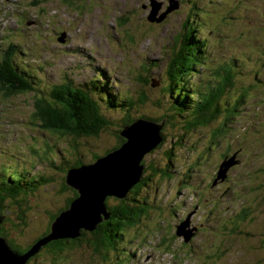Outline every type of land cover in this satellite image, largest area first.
<instances>
[{"label": "rangeland", "instance_id": "rangeland-1", "mask_svg": "<svg viewBox=\"0 0 264 264\" xmlns=\"http://www.w3.org/2000/svg\"><path fill=\"white\" fill-rule=\"evenodd\" d=\"M177 1L0 0V56L11 45H19L21 53L18 54L16 61H24L31 73H33L32 66H36L35 70L41 74L38 76L46 78L45 86L61 84L67 81V75L74 72L78 81H87L92 77L95 79L99 75L97 71L104 70L107 72L106 74L112 75V84L116 89L113 92L119 93L114 85L115 82H119L120 92L125 93L127 88L133 91L141 88L138 78H148L150 80L148 81L150 84L147 83L148 87H146L148 92L153 95L154 93L160 94L156 99V101H160L162 90L160 91L161 85L156 81V78L163 70H167L169 55L172 52V46H175L180 26L190 16L196 20V13L200 12L203 16L202 23H205L204 28H206L204 36L208 42L209 59L206 69H201L200 75L196 76L198 78L194 82L201 84L204 83L203 80L214 77L215 80H218L216 74L221 64L227 63L232 58L242 59L250 57L252 54H254L255 60L261 62L258 66L249 64V67L241 68L243 76L250 75L251 78L247 83L253 84L256 71L261 70L264 75V70H262V61L264 62V0H191V2L182 0L185 4L182 7L178 5ZM217 2L220 3L217 4ZM193 3H198V7L202 11L194 9ZM145 5L147 7L143 8L142 6ZM136 14L139 16L134 17ZM149 15H155L157 19L165 15V20L164 22H150L147 20ZM62 38L64 42L61 41ZM256 38L260 41H251ZM148 58L160 61L155 67V75H153L155 78L151 76V79L144 69L145 60ZM259 88L260 90L256 93L258 100H252L243 107L240 110L241 116H237L234 120V126L238 128V131L245 129V132H248L250 130V134L240 136L242 140L232 139L233 145L230 148L233 152L231 156L235 159L234 163L229 166L230 174L233 178L240 179V183L252 179L248 172L263 173L264 171V162L259 161L260 155L257 153L253 156L250 155L254 147H263L264 143V88L262 86ZM254 94H250L249 97ZM38 100L35 92H13L8 88V85L3 84L0 80V144L8 151L10 148L15 151L17 147V155L25 151L29 159L36 164V169H40V158L32 152L34 150L32 143L40 144L43 138L57 141L53 134L44 132L36 126L33 127L31 120H36L37 124L43 117L40 114V111H43L41 109L43 103H38ZM145 111L154 112L149 109H145ZM115 113L112 111L111 114L115 117ZM165 113V107H163L162 114ZM163 122L165 125L164 137H167L171 134L172 128L170 125L168 126L167 119ZM114 125L112 122L109 128L110 133H101L96 140L81 141L82 145L79 148L80 153L85 156L84 161H88V156L91 157L94 152H98L96 147H89V143L98 145L97 141H99L102 148L105 145L104 149L109 150L114 147L109 142L111 141L109 140L110 135L115 134L116 131ZM231 132L232 130L229 135H232ZM173 137L179 140L181 138L178 133L171 134L170 142L151 156L148 162L155 163L159 158L167 156L172 148L171 143L175 141ZM227 137L225 136L224 139ZM60 142L63 146L67 145L66 139ZM225 145L226 142H222L219 150L223 151ZM150 148L155 149L154 146ZM5 156L8 155L5 154ZM215 156L216 153L210 157H203L200 161L202 168L199 169L196 167L193 169V162L187 163L191 161L188 157L181 156L180 159L173 162L176 172H180L185 177L189 174L195 176V185L182 187L183 183L178 184L175 179H171L168 184L170 189L164 187L160 192L166 200L170 195L169 191L172 194L181 191L176 204L184 211L177 212V216H171L172 205V208L166 210V213L162 215L168 224L166 222L157 226H154L158 222L156 216H144L138 225L141 227V231L137 235L139 240L134 241L128 247L134 254V258L129 260L130 263L210 264V257L212 256L214 260V254L217 253L223 255L218 264H252L256 262L255 260L259 258L256 253L259 248L257 243L236 241L232 244L226 242L223 244L222 241L225 237L217 238L215 236V233L219 234L217 231L220 230L222 221L234 210L239 212L241 208L257 207L256 204H258L255 201L256 198H252V202L247 203L245 200L247 193L237 198H231L230 193H234L236 189L231 188L226 191L222 188L218 189L217 186L221 184L219 175L216 176V184L211 185L212 177L220 171H218L220 162L214 158ZM66 157L73 160L75 157L78 158L77 155L70 154V152ZM104 157L112 156L107 154ZM7 163L8 159L0 157V165ZM31 171L33 174L36 173L35 170ZM158 184L159 186L156 188ZM161 186V180L158 179L154 183H149L144 190L151 192ZM244 187L247 185L241 187V191H244ZM45 188L46 190L38 193L39 195L43 194V200L32 199L34 200L32 204L23 210V217L26 218V221L28 217L30 218V222L34 223L31 227L35 229L36 233L45 229L50 214L55 213V207L60 205L62 200L48 194L49 186ZM196 190L202 191L203 194L197 195L194 192ZM215 199L221 202L213 206L212 203L215 202ZM111 202L115 204V201ZM11 207L13 208L11 212L18 209L15 205H11ZM263 209L264 204L257 208L262 213ZM14 213L9 221L20 225L21 222L17 217H20L21 212ZM182 214L185 217H182ZM204 221H208L206 232L200 230ZM11 222H8V225L4 227H8ZM147 224H150L149 228L146 227ZM263 224L264 222H254L247 227L262 230L264 229ZM197 228H199V232L196 231ZM223 228H225L224 231H221L223 235L229 233L231 236L232 231L228 226L223 224ZM9 230L12 233V229ZM67 230L73 231L74 226L68 227ZM189 232H194L191 236L192 241L186 245L187 247L182 246L183 239ZM164 234H167L166 237L163 236ZM233 234H237V232ZM28 235L25 236L26 239L28 238L27 240L30 239ZM26 239L22 241L21 248L28 246ZM253 244L255 250L252 247ZM169 245H174L172 250L169 249ZM68 253L64 261H57L58 264H107L102 259L92 262L90 258L92 252L86 249V245L82 248H73ZM111 261L109 260V262ZM49 263L53 262L50 259H47L46 263L43 260L31 262V264ZM259 264H264V261Z\"/></svg>", "mask_w": 264, "mask_h": 264}, {"label": "trees", "instance_id": "trees-1", "mask_svg": "<svg viewBox=\"0 0 264 264\" xmlns=\"http://www.w3.org/2000/svg\"><path fill=\"white\" fill-rule=\"evenodd\" d=\"M180 1L181 7L184 6L183 1ZM185 1L191 2V0ZM219 3L217 2V4ZM193 5L194 9L202 11L198 7V3H193ZM142 7L146 8L147 5ZM137 16L139 14L134 17ZM149 16H147L148 21H150ZM196 16V20L190 16L180 26L175 46H172V52L169 55L167 70L160 71L161 73L156 78V81L161 85L160 91L162 90L160 101H156L160 94L153 92V95L148 92L146 88L150 81L148 78H138L141 88L136 91L127 88L125 93L120 92V83L115 82L114 85L119 93L113 92L116 89L112 84V75L106 74L107 72L104 70H98L99 75L96 80L89 83L76 80L74 72L67 75V81L61 84L45 86L46 78L38 76L41 74L35 70L36 66H32L33 73H31L24 61H16L18 54L21 53L19 45H11L9 49L4 50L0 56L1 82L8 85V88L13 92H35L39 99L38 103H43L41 107L43 111H40L43 117L37 124L36 120L32 118L33 127L36 126L57 138V141L43 138L40 144L32 143L34 148L32 152L40 158V169H36V164L29 159L25 151L17 155V147L15 151H8L0 144V157L8 159L7 164L0 165V216H5L3 222L0 223V237L7 239L10 247L18 255L23 256L30 253L26 264L34 263L35 260H43L46 263L47 259H50L52 264H58L57 261L62 262L67 258L70 250L76 247L82 248L85 245L86 249L92 252L90 253L92 262L102 259L107 264H133L129 260L134 258V254L128 247L134 241L139 240L137 235L140 233L141 227L138 225L144 219L143 217L156 216L158 222L154 226H157L167 222L162 215L166 213V210L171 209L172 205L171 216H177V212L183 210L176 204L181 191L173 194L169 191L170 195L169 197L167 195L166 200L160 191L164 187L170 189L168 184L171 179H175L178 184L183 183L182 187L195 185V176L189 174L185 177L180 172H176L173 162L180 159L181 156L188 157L191 161L187 163L193 162V169L194 167L199 169L202 168L200 161L203 157H210L216 153L214 158L220 162L219 171L224 162L232 159L233 152L230 150L233 145L232 139L242 140L240 136L250 134V130L248 132H245V129L238 131V128L234 126V120L237 116H241L240 110L243 107L252 100H258L256 93L260 90L259 87L264 88V75L261 70L256 71L255 83H247L251 77L250 75L243 76L240 69L249 67V64L258 66L261 61L255 60L254 54L242 59L232 58L227 63L220 65L216 74L218 80H215L214 77L203 80L204 83L201 84L194 82L198 78L196 76L200 75L201 69H206L209 59L208 42L204 36L205 23H202L201 20L202 13L197 12ZM251 41L259 42L260 40L256 38ZM159 62L150 58L145 60L144 69L150 79L155 75V67ZM262 64V70H264L263 61ZM252 93H255L254 96L249 97ZM162 106L165 107V114H162ZM145 109L154 112L148 113ZM112 111L116 112L115 117L111 114ZM140 119L163 124L162 140L155 149L145 155L141 163L144 168L140 182L132 187L126 197L106 196L104 208L106 207L107 213L101 215V220L93 230L81 228L80 234L75 237H50L53 225L61 213L69 211L80 196L78 190L68 183L69 172L88 165L96 166L100 158L122 149L127 141V138L121 134L124 127ZM165 119H167L168 126L170 125L172 128L171 134L178 133L181 138L179 140L173 137L175 141L171 143L172 148L167 156L159 158L155 163L148 162L151 156L170 142L171 134L164 137L163 133ZM112 122L115 124L113 127H116V131L115 134L110 135L109 140L111 141L109 142L114 147L109 150L104 149L105 145L102 148L99 141H97L98 145L89 143V147H96L98 152L89 154L91 157L88 156L87 159L90 161H84L85 156L80 153L79 148L82 145L81 141L96 140L101 133L109 132ZM231 130L232 135H229ZM225 136L228 137L224 139ZM64 139L67 140V145L63 146L60 141ZM222 142H226V145L225 149L220 151ZM262 145L263 147H254L250 155L253 156L257 153L260 155L259 161L264 162V143ZM68 152L74 153L78 158L75 157L74 160L67 158ZM5 154L8 156L6 157ZM31 170H35L36 173L33 174ZM230 172L231 169L228 168L225 176L219 178L221 184L217 188L225 189V191L231 188L236 189L234 193H230L231 198H237L247 193L248 195L245 196L247 203L252 202V198H256L255 201L258 204H256L257 207L247 206L246 210L241 208L239 212L234 210L222 221V226L217 231L219 234L215 233V236L217 238L225 237L223 241L220 240L223 244L225 242L232 244L236 241L257 243L259 248L256 253L259 258L252 264H259L264 261V229H252L247 225L264 222V209L263 213L257 210L259 205L264 204V171L263 173L248 172L252 179L242 183H240V179L233 178ZM253 173L257 174L253 175ZM217 175L219 173L212 177L211 185L216 184ZM158 179L161 180V188L151 192L144 190L149 183H154ZM245 185L247 187L241 191L240 188ZM47 186L50 190L49 195L62 200L61 204L55 207V213L50 214L45 229L36 233L35 229L31 227L34 223L30 222V218L28 217L26 221V218L23 217V210L29 207L34 200H43V194L39 195L38 193L46 190ZM158 186L159 184L156 188ZM194 192L197 195L203 194L200 190ZM111 201H115V204ZM218 202L221 201L215 199L212 205L214 206ZM11 205H15L18 209L11 212L13 209ZM38 208L40 207L38 206ZM13 212H21L20 217H17L21 222L20 225L9 221ZM181 216L185 217L184 214ZM168 219L171 220V218ZM8 222L11 223L5 228L4 226L8 225ZM207 224L208 221L201 224L202 232H206ZM223 224L232 231L231 236L229 233L223 235L221 232L225 230ZM146 227L149 228L150 224H147ZM196 231L199 232V228ZM236 232L237 234H233ZM14 233L15 237L13 238ZM26 234H29V240L26 239ZM166 235L163 236L166 237ZM25 239L28 246L21 248L22 241ZM191 241V238L188 241L184 238L182 246L187 247L186 245ZM173 246L169 245V249L172 250ZM252 247L254 250L256 249L254 244ZM207 250L209 251V249ZM222 256L219 253L214 254L215 259L213 260L211 256L210 264H218ZM111 259L113 260L111 261Z\"/></svg>", "mask_w": 264, "mask_h": 264}, {"label": "water", "instance_id": "water-1", "mask_svg": "<svg viewBox=\"0 0 264 264\" xmlns=\"http://www.w3.org/2000/svg\"><path fill=\"white\" fill-rule=\"evenodd\" d=\"M177 0H171L175 2ZM180 5V2L177 1ZM165 15L157 19L150 15L149 20L161 22ZM64 41L63 39H61ZM163 124L149 120H136L126 126L121 133L127 138L122 149L110 154V158H100L96 166H84L69 172L68 183L71 184L80 196L69 211L61 213L53 225L50 237H75L80 234V229L93 230L101 220V215L106 214L104 200L108 195L119 198L126 197L132 187L140 182L144 166L141 164L145 155L156 148L162 140L161 131ZM156 139V140H155ZM157 141V143H156ZM234 159L224 162L219 171V177H224ZM5 216H0V223ZM183 224V223H182ZM74 226L73 231L67 228ZM194 232L187 233L188 241ZM30 253L20 256L9 245L4 237H0V264H26Z\"/></svg>", "mask_w": 264, "mask_h": 264}, {"label": "bare ground", "instance_id": "bare-ground-1", "mask_svg": "<svg viewBox=\"0 0 264 264\" xmlns=\"http://www.w3.org/2000/svg\"><path fill=\"white\" fill-rule=\"evenodd\" d=\"M17 60V59H16Z\"/></svg>", "mask_w": 264, "mask_h": 264}, {"label": "flooded vegetation", "instance_id": "flooded-vegetation-1", "mask_svg": "<svg viewBox=\"0 0 264 264\" xmlns=\"http://www.w3.org/2000/svg\"><path fill=\"white\" fill-rule=\"evenodd\" d=\"M181 6V5H180Z\"/></svg>", "mask_w": 264, "mask_h": 264}]
</instances>
